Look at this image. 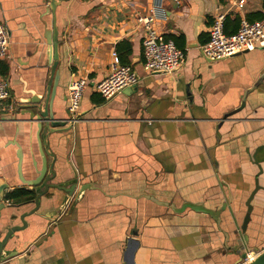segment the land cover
Here are the masks:
<instances>
[{
	"label": "crops",
	"instance_id": "crops-1",
	"mask_svg": "<svg viewBox=\"0 0 264 264\" xmlns=\"http://www.w3.org/2000/svg\"><path fill=\"white\" fill-rule=\"evenodd\" d=\"M152 2L59 0L53 16L48 0H0L10 40L0 60L9 91L0 103V184L8 185L0 241L11 232L2 254H12L0 264H127L132 251L135 264H243L245 250H264V47L217 61L199 51L216 13H225L231 34L241 17L264 16L263 0L241 8L238 0H163L154 26L185 53L172 73L142 67L137 18ZM54 18L53 116L65 123L45 129L29 107L46 94ZM122 41L139 80L100 101L94 86ZM75 76L88 86L81 115L69 119L67 86ZM257 174L261 188L242 234ZM16 188L35 197L7 200ZM65 190L73 191L60 211ZM227 197L231 210H222L220 221L172 208L190 202L217 210Z\"/></svg>",
	"mask_w": 264,
	"mask_h": 264
},
{
	"label": "built area",
	"instance_id": "built-area-1",
	"mask_svg": "<svg viewBox=\"0 0 264 264\" xmlns=\"http://www.w3.org/2000/svg\"><path fill=\"white\" fill-rule=\"evenodd\" d=\"M174 1L179 3V0ZM244 2L245 0H238L237 6L241 8ZM163 14V0H153L148 12L137 18L143 30L142 67L146 72L172 73L181 69L185 63L184 51L154 26L155 20ZM225 20L226 15L223 12L213 16L208 39L199 46L200 54L206 60L217 61L257 47H264V19L248 20L241 17L237 29L231 34L225 32ZM9 44L8 30L0 21V60L8 56ZM110 57L108 74L94 86V90L103 100L111 99L124 88L137 84L139 80L135 69L130 64L122 63L115 49H112ZM87 86L86 77L75 76L68 83L67 102L71 116L79 112L82 95ZM8 98V81L0 72V103L7 101ZM12 108L13 105L8 104V109Z\"/></svg>",
	"mask_w": 264,
	"mask_h": 264
},
{
	"label": "water",
	"instance_id": "water-1",
	"mask_svg": "<svg viewBox=\"0 0 264 264\" xmlns=\"http://www.w3.org/2000/svg\"><path fill=\"white\" fill-rule=\"evenodd\" d=\"M59 4V0H48V6L54 16V12H55V8L56 6ZM51 44H52V62H51V68H50V77H49V81L47 84V89H46V94L45 97L43 98V100H39V101H32V104L30 105L29 108H31L30 110V115L31 117L34 118L35 121H37L39 123L40 127H44L45 129H48V127H59L64 125V121L63 119H55L53 116V98L55 95V88L58 82V72L56 70V66H57V60H58V31H57V27L55 24V18H54V23L52 26V31H51ZM157 73H161V72H157ZM136 85V84H135ZM133 85V86H135ZM131 87V86H130ZM128 88V87H126ZM125 89V88H124ZM65 113L67 114L68 118L71 119V114L68 110V108L65 110ZM81 115V113H77L75 116L76 118H78ZM63 121V122H61ZM263 147V146H259ZM258 148V149H259ZM252 158L254 160L255 163L258 164L257 158H256V153H254L252 155ZM260 168V165H259ZM261 173V172H259ZM41 174V173H40ZM258 176L259 174H257L255 180H254V188L251 190L248 198L245 201V205H246V212L245 215L243 217L242 223L239 226V232L240 233H245L247 224L250 220V213L252 211V204L251 201L254 198L256 192L261 188V186L258 184ZM32 185H37V182H33L31 183ZM8 187L7 184L2 183L0 184V204L3 201V193L4 190ZM56 188H58L55 185ZM59 189V188H58ZM47 190V189H46ZM73 190H65L66 193V197L64 199V201L62 202L61 206H60V211L63 210L66 202L69 199L70 194L68 192H72ZM80 191V190H79ZM172 207V206H171ZM173 210L175 212H182L183 210H185L186 208H190L194 211H200V212H204L209 214L212 218H214L216 221H220V213L222 212V210L228 208L229 210H231V203H230V199L229 197H227L225 199V202L222 204L221 208L217 209V210H213L211 208L206 207L204 204L202 203H190V202H184L179 208H175L172 207ZM59 211V213H60ZM11 232H9L5 238L0 241V262L11 257L12 254H2L3 251V246L6 243L7 238L10 236ZM131 241L133 240V238H129ZM247 252L248 250H245L240 258H239V262H243L244 260H247ZM247 258V259H246ZM127 264H135L133 261V251L128 253V262ZM243 264H264V250L260 253H258L256 256H254L252 259H248L246 262H244Z\"/></svg>",
	"mask_w": 264,
	"mask_h": 264
},
{
	"label": "trees",
	"instance_id": "trees-1",
	"mask_svg": "<svg viewBox=\"0 0 264 264\" xmlns=\"http://www.w3.org/2000/svg\"><path fill=\"white\" fill-rule=\"evenodd\" d=\"M263 7H264V0H263ZM264 16L263 15H258L257 18L258 19H262ZM249 20H254V18H249ZM167 38V37H166ZM125 42H120L116 45V50L120 51V54L118 53L120 60L122 63L124 64H128V55L130 54L129 52V47L125 50H123V46H125ZM126 48V47H125ZM121 51L123 53H121ZM0 72L2 74L5 73V68L4 67H0ZM100 101H103V99L101 98ZM35 197V192L33 190H27L24 188H16L10 192H8L6 194V199L7 200H11V201H15V202H23V201H28L31 200Z\"/></svg>",
	"mask_w": 264,
	"mask_h": 264
},
{
	"label": "bare ground",
	"instance_id": "bare-ground-1",
	"mask_svg": "<svg viewBox=\"0 0 264 264\" xmlns=\"http://www.w3.org/2000/svg\"><path fill=\"white\" fill-rule=\"evenodd\" d=\"M248 257H249V259H252V258H253V256H252V255H248Z\"/></svg>",
	"mask_w": 264,
	"mask_h": 264
},
{
	"label": "rangeland",
	"instance_id": "rangeland-1",
	"mask_svg": "<svg viewBox=\"0 0 264 264\" xmlns=\"http://www.w3.org/2000/svg\"><path fill=\"white\" fill-rule=\"evenodd\" d=\"M263 237H264V235H263ZM254 256H255V255H254ZM254 256H253V257H254ZM246 259H247V258H246ZM247 260H248V259H247ZM247 260H244L242 263L246 262Z\"/></svg>",
	"mask_w": 264,
	"mask_h": 264
}]
</instances>
